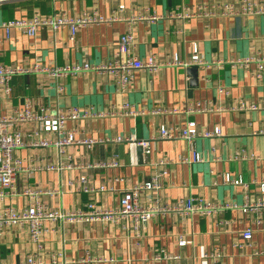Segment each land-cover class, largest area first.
<instances>
[{
    "label": "crops",
    "instance_id": "crops-1",
    "mask_svg": "<svg viewBox=\"0 0 264 264\" xmlns=\"http://www.w3.org/2000/svg\"><path fill=\"white\" fill-rule=\"evenodd\" d=\"M259 6L264 0H248ZM243 0H0V24L34 14L65 12L70 17L97 15L103 21L80 28L74 40L67 27L58 31L42 28L35 36L13 29L6 36L0 28V60L4 65L32 67L36 63L66 67L89 63L106 65L118 50L120 36L132 28L135 52L142 60L154 57V69L134 72L132 83L123 89L120 80L106 71L88 70L63 74L57 79L46 73L18 74L12 79V94L3 99V114L11 115L27 102L32 107L66 112L77 108L86 116L68 121L86 138L98 140L92 146H70L61 156L76 165L73 170L21 172L20 186L60 191L44 195L41 201L51 212L86 209L87 202L115 209L124 190L144 182L156 172L166 171L157 192L159 204L173 205L188 198L214 204L235 202L243 206L248 198H258L256 181L264 178V80H257L256 58L264 56V14L225 16V4L242 7ZM221 6V8H219ZM182 8L206 16L181 18ZM157 15L151 19L146 15ZM197 48L203 64L196 67L197 80L187 68L171 65L177 54L190 59ZM196 83V86L191 84ZM63 91L58 92L59 87ZM201 103L208 111L192 114L156 115L158 107L181 108ZM128 104L135 114H126ZM241 104L256 106L240 110ZM196 122L200 131L221 129L220 136L197 138L195 149L202 161L191 160L184 139L158 140L151 154L132 150L128 143L101 142L117 136L151 139L162 124ZM33 124L19 128L30 130ZM24 166L31 158L58 161L54 148H30L17 152ZM160 160L173 161L167 166ZM101 162L118 166L99 167ZM87 165H94L87 168ZM241 176L247 189L227 185L222 175ZM86 176L92 186H112L98 194L67 192L62 185ZM19 198L18 207L31 204ZM154 202H148L153 204ZM54 233L43 237L39 252L44 264H264V210L243 212L230 209L214 217L157 214L143 226L142 237L109 221L91 223L46 220ZM247 229L250 241L243 239ZM180 239L187 243L179 246ZM220 249V256L205 257ZM35 251L27 226L8 228L0 235V264H17ZM64 251L65 259L52 254ZM165 254L179 256L166 259ZM160 256L161 259H157ZM111 259H114L113 261ZM74 260L75 263H71ZM85 260V261H84Z\"/></svg>",
    "mask_w": 264,
    "mask_h": 264
},
{
    "label": "built area",
    "instance_id": "built-area-1",
    "mask_svg": "<svg viewBox=\"0 0 264 264\" xmlns=\"http://www.w3.org/2000/svg\"><path fill=\"white\" fill-rule=\"evenodd\" d=\"M242 7L237 8L232 4H225L219 10L225 16L235 15H261L264 14V4L259 6L248 0H243ZM221 8V6H219ZM151 19L157 18V15H151L146 12V15ZM181 18L206 16V13H191L188 9L182 8L181 14L177 15ZM103 21L102 17L97 15H84L82 17H70L65 12H55L52 14H34L27 18L9 20L0 24V28L4 29L6 36L9 37L13 29H17L28 36H35L42 28H50L53 31H58L67 27L70 31V38L74 40L80 28L86 27L89 24ZM136 40L134 31L129 28L128 32L121 35L118 43V50L111 56L110 62L104 65H92L88 62L82 65L56 67L47 66L36 63L32 67H24L19 64L4 65L0 60V235L10 227L27 226L32 244L35 246V251L29 253L25 260L17 264H44L39 252L43 250V237L46 233H54L55 228H46L44 223L46 220L57 219L63 222L75 223H91L96 221H109L116 225L122 226L126 230L132 232L136 240L142 235L143 226L153 219L157 214H179L184 217H192L199 215L202 217H214L218 212L230 209H241L243 212L264 210V178L256 181L258 198L252 202L249 200L248 192H246V202L243 206H239L235 202L225 204H214L206 202L201 198H188L180 200L173 205L159 204L160 197L157 192L162 189L161 179L165 177L166 171H160L153 174L150 179L144 182L137 183L131 188L124 190L119 199V206L115 209H104L99 207L94 200H89L86 204V209H79L72 212H51L41 201L42 196H54L63 194L62 189L54 190H39L27 185L20 186V174H35L40 171H63L73 170L76 165L70 160L62 161L61 156L70 146L86 145L92 146L98 140L86 138L81 132L76 129L67 127L68 121L79 120L86 116L87 113H82L77 108H72L66 112L57 111L51 112L50 108L39 106L32 107L31 102H27L20 110L14 111L11 115L3 114V99L12 94V79L18 74L29 73H46L49 76L57 79L63 74H75L88 70L106 71L114 74L120 80L123 89H126L133 81L134 72L140 69H154L159 65L154 57L142 60L135 52ZM203 60L200 57L197 48H194V54L190 59H180L179 55H175L171 65L189 68L192 66H200ZM257 69L253 76L259 80H264V56L256 58ZM63 91V87H59L58 92ZM124 112L127 114L138 113L131 110L128 104L123 105ZM210 108L196 103L193 106L181 108H166L158 107L152 111L156 115H176V114H192L208 111ZM240 110H255L256 106L241 104ZM22 124H33L30 130L26 131L19 128ZM221 129L216 128L214 131H200L196 122L189 121L184 124H162L156 136L151 139H137L136 136H117L115 138H107L100 140L101 142H116L128 143L131 149L130 159L134 161L133 149L137 147L143 149V154H151V146L158 140H175L184 139L190 148L192 154L191 160L182 158L180 161L200 162L202 156L195 149V140L197 138H212L220 136ZM30 148H54L58 152V161L49 162L44 158H31L26 166L23 159L18 156L17 152L22 149ZM173 161L160 160L161 166H167ZM116 162H101L96 164L99 167L118 166ZM94 165H87L91 168ZM223 181L227 185L241 186L247 189V184L241 176H233L231 173L222 175ZM64 192H83L87 194H98L105 191H112V186L100 185L92 186L86 176H81L77 180H68L64 185ZM19 198H28L32 200L31 204L24 207H18L16 202ZM148 202H154L148 204ZM246 241H250L253 237V231L247 229L242 234ZM186 240L180 239L179 246H184ZM56 257L65 259L64 251H58L51 255L53 262H56ZM166 259H178L179 256L164 255ZM205 257L220 256V249L216 248L215 252ZM157 259H161L157 256ZM112 261L114 259H111ZM85 261V260H84ZM71 263H75L74 260ZM8 264V263H7Z\"/></svg>",
    "mask_w": 264,
    "mask_h": 264
},
{
    "label": "water",
    "instance_id": "water-1",
    "mask_svg": "<svg viewBox=\"0 0 264 264\" xmlns=\"http://www.w3.org/2000/svg\"><path fill=\"white\" fill-rule=\"evenodd\" d=\"M197 70L198 69L196 67H189V68H187V72L190 73L193 76V78H195V79H193V81L195 80V82L197 80V74H198ZM191 85L192 86H196V83H193ZM136 151L139 153V156H141V154L143 152V149L141 147H137L136 148Z\"/></svg>",
    "mask_w": 264,
    "mask_h": 264
}]
</instances>
